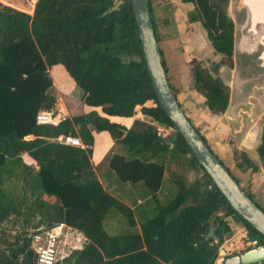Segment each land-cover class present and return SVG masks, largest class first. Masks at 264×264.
<instances>
[{"label": "trees", "instance_id": "16d2710c", "mask_svg": "<svg viewBox=\"0 0 264 264\" xmlns=\"http://www.w3.org/2000/svg\"><path fill=\"white\" fill-rule=\"evenodd\" d=\"M116 1L37 0L32 15L0 1V219L12 210V179L19 171L30 172L22 160L27 155L37 168L41 190L56 198L58 222L86 238L80 249L56 264H214L220 246L231 236L227 218L240 221L248 239L256 242L248 250L264 245V236L230 206L161 106L148 74L132 0H122L118 6ZM152 2L148 0L161 60L178 102L159 46ZM181 2L192 4L189 21L201 24L215 54L223 56L220 65L233 69L235 23L227 14L229 0ZM56 65H62L81 90L78 106L100 108L103 115L78 110L56 126L36 123L40 111H56L49 74ZM189 70L192 86L209 112L224 114L230 88L201 60H191ZM137 106L145 117L174 130L172 148L152 125L136 121L128 130L109 119L132 118ZM94 131L109 133L125 149L108 155L106 164L120 182L144 184L155 203L154 216L138 222L129 206L104 189L91 162ZM62 136L79 137L85 148L59 142ZM257 153L264 169V123ZM166 154L170 160L184 157L190 169L202 174L188 182L171 173L177 193L162 205L158 193L167 169ZM233 158L238 168L259 171L235 147ZM241 188L253 200L249 188ZM117 217L124 229L110 235L105 222ZM31 227L38 228L35 223ZM211 227L218 241L202 242ZM19 264H38L33 245L25 249Z\"/></svg>", "mask_w": 264, "mask_h": 264}, {"label": "crops", "instance_id": "0c3cea01", "mask_svg": "<svg viewBox=\"0 0 264 264\" xmlns=\"http://www.w3.org/2000/svg\"><path fill=\"white\" fill-rule=\"evenodd\" d=\"M233 60L234 68H229L231 70L232 80L227 84L230 88V101L228 109L224 114L214 115L210 113L204 104L203 97L195 91L192 85L189 88H180L182 86L181 82H177L176 85L171 84L177 93L178 102L181 104L186 116L192 121L193 125L198 129L199 124L204 122V126H207L206 135L199 132L207 140L214 154L231 173L235 172V175L233 173L232 175L239 181L241 186L242 184L239 179L245 180L253 200L260 204L254 196L259 200L264 198V169L261 166L257 153L262 134V125L264 123V73L243 77L238 72L236 58L233 57ZM54 69L59 70L57 65L52 66L49 68V74L52 78L54 87L57 89V85L51 74V71ZM58 95L60 103L57 111L60 112L61 117H64V119L70 117L71 114L74 111H78V109L84 113L96 111L103 115L100 108H92L86 105H82V107L73 104L68 105L64 101V96L59 92ZM80 97L81 93L78 99H80ZM189 97L190 99H188ZM187 107L198 110L196 113L197 115H195L198 116L197 119L186 112L185 109ZM109 119L112 122L123 125L128 130L133 128L136 121L147 123V119L150 120V118L145 117L141 113V106L135 108V114L132 118L110 117ZM93 133L95 145L93 149V158L95 164L91 161L92 165L104 189L115 196V194L108 190V187L103 182L104 178L111 174L107 169L106 160L108 155L114 153H109L112 148H116V150L118 148L116 152L119 153H125V149L121 145L115 144L109 133L95 131ZM233 147L239 152L246 153L259 167V171L252 172L251 169L246 167L238 168L233 158ZM22 160L24 165L30 169V172L24 174L19 171L15 175V178L12 179V210L6 217L0 219V264L20 263L25 249L34 245L32 234L28 231L32 223L37 224L39 229L48 228L51 225L66 226V224L58 222L60 215L54 209L56 198L45 194L41 190L38 177L36 176V166L30 161L27 155L22 156ZM137 187L144 190V194L147 196L148 200H152L149 192L145 191L146 187L143 183ZM115 197L129 206L133 212L136 208L140 211L146 210L144 202L140 199H138L136 203L135 201H131L130 203L122 196ZM135 198H137V196ZM260 205L264 208L263 204ZM226 221L231 228V236L226 239L223 244L226 256H217L214 264H223L227 257L243 253L241 252L243 246L246 244L249 246L248 244H251V241L247 237V231L241 222H236L232 218H227ZM6 223H10L13 226L11 230L14 235H10L4 230ZM241 240L244 245L240 242ZM62 241L64 244L68 243V245L71 246H78L82 244V242H85L86 238L78 230L66 226ZM81 247L82 246H78L76 249H80Z\"/></svg>", "mask_w": 264, "mask_h": 264}, {"label": "rangeland", "instance_id": "374dc122", "mask_svg": "<svg viewBox=\"0 0 264 264\" xmlns=\"http://www.w3.org/2000/svg\"><path fill=\"white\" fill-rule=\"evenodd\" d=\"M6 5H9L13 8L26 12L32 15L35 4L37 0H0ZM122 0H117L116 5H120ZM153 12L154 19L156 23L157 33L159 35V46L163 51V57L166 62L168 68L169 80L173 85H176L177 82H181L182 86L180 88H189L192 85L191 75L189 70V63L193 59H201L206 63V65L210 68L213 75L220 78L224 84H228L230 80H232L231 70L229 67L225 65H220V62L223 59V56L215 54L207 35L202 28L200 23H192L189 21L188 13L192 11L193 6L190 3H182L181 0H153ZM243 7V0H229L227 6V14L234 21H238L240 17V13ZM219 68L216 70V68ZM58 69H54L51 71L52 77L57 85V89L54 87L51 90L52 95H54L57 99L56 110L59 107V95L58 92L61 93L65 98L64 101L68 105H78L76 100L78 96H80L81 90L76 86L74 81L68 76L62 65H57ZM76 88V90H75ZM58 90V91H57ZM190 99V97L188 98ZM184 105V104H183ZM80 110V109H78ZM186 112L190 113L192 117L197 119L198 116L196 113L198 110L187 107ZM76 112V111H74ZM134 117V116H133ZM154 123V124H151ZM147 125H152L155 129H157L159 135L162 137L164 142L172 148L173 141V133L174 130L171 128L163 127L151 119H147ZM204 122L199 124L198 130L206 135L207 126H204ZM115 142V141H114ZM117 144V143H115ZM119 145V144H117ZM94 146H92L91 153V161L94 163ZM118 150V148H117ZM116 148H112L110 152H116ZM165 160L167 163V169L164 177V182L161 190L158 193V198L160 204L165 205L170 202L177 193V187L172 182V174L176 172L177 174L185 177L188 182H194L198 179L202 171L199 169L192 170L185 163L184 157L176 158L173 160L169 159L168 154L165 155ZM95 164V163H94ZM110 171V176L104 178L103 182L108 187V190L115 194V196H122L126 198L127 201L131 203V201H138L140 199L144 202V206L146 207V212L140 211L137 208L134 209V215L138 222L142 220H146L147 218L154 216L155 214V203L151 199H147V196L144 194V190L137 187L142 185V183L132 184V183H123L120 182L115 174ZM235 175V172H232ZM242 186L247 188V183L245 180L239 179ZM241 186V187H242ZM145 191H148L145 189ZM137 196V198H135ZM254 198L260 203L264 205V198L259 200L257 197ZM148 201V202H147ZM154 209V210H153ZM153 211V212H152ZM152 212V213H151ZM151 213V214H150ZM150 214V215H149ZM223 212H220L222 215ZM235 220V219H233ZM236 222H240L235 220ZM13 226L10 223H6L4 226V230L10 234L14 235ZM32 227L28 228V231L31 232ZM105 229L110 235L120 234L124 225L121 222L120 218H112L109 222H105ZM11 230V231H10ZM10 231V232H9ZM225 242V241H224ZM223 242V244H224ZM243 244L242 240L240 241ZM246 242V240H245ZM82 244L78 246H82ZM223 244L219 248L218 257H225V253H221V251H225V247ZM64 250L59 253V257L64 254H69L72 250L76 249L78 246L76 245H68V243L64 244ZM249 246L244 245L241 252H245L249 247L253 246L248 244Z\"/></svg>", "mask_w": 264, "mask_h": 264}, {"label": "water", "instance_id": "95a60500", "mask_svg": "<svg viewBox=\"0 0 264 264\" xmlns=\"http://www.w3.org/2000/svg\"><path fill=\"white\" fill-rule=\"evenodd\" d=\"M132 4L148 74L161 106L230 206L264 236V212L249 198L208 148L173 95L161 60L148 0H132ZM234 23L233 57L237 60L239 74L249 77L264 73V0H243L240 17ZM57 114L56 111L54 116ZM210 239L218 241L214 227L209 229L202 242ZM262 262L264 245L227 257L223 264Z\"/></svg>", "mask_w": 264, "mask_h": 264}, {"label": "built area", "instance_id": "2783aa9c", "mask_svg": "<svg viewBox=\"0 0 264 264\" xmlns=\"http://www.w3.org/2000/svg\"><path fill=\"white\" fill-rule=\"evenodd\" d=\"M55 112L40 111L36 117V123L38 125H58L64 117H61L58 111V114L54 116ZM59 142L73 147L85 148L79 137L62 136L59 138ZM65 228L66 226L64 225H56L52 228L31 229L38 264H56L59 260L69 256L70 253L59 257L61 250H64L62 239L65 235ZM252 244L256 246V242H252Z\"/></svg>", "mask_w": 264, "mask_h": 264}, {"label": "bare ground", "instance_id": "6f19581e", "mask_svg": "<svg viewBox=\"0 0 264 264\" xmlns=\"http://www.w3.org/2000/svg\"><path fill=\"white\" fill-rule=\"evenodd\" d=\"M223 253H225V251Z\"/></svg>", "mask_w": 264, "mask_h": 264}]
</instances>
